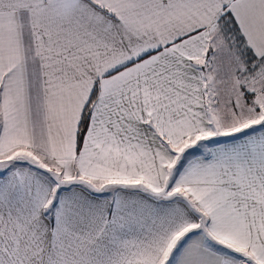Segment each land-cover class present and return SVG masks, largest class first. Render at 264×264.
Segmentation results:
<instances>
[{"label": "snow or ice", "instance_id": "1", "mask_svg": "<svg viewBox=\"0 0 264 264\" xmlns=\"http://www.w3.org/2000/svg\"><path fill=\"white\" fill-rule=\"evenodd\" d=\"M0 264H264V0H0Z\"/></svg>", "mask_w": 264, "mask_h": 264}]
</instances>
